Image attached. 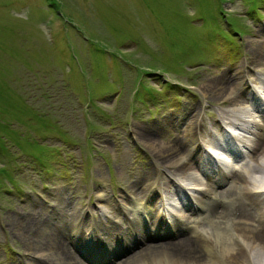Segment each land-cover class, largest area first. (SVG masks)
Wrapping results in <instances>:
<instances>
[{
    "label": "rangeland",
    "instance_id": "rangeland-1",
    "mask_svg": "<svg viewBox=\"0 0 264 264\" xmlns=\"http://www.w3.org/2000/svg\"><path fill=\"white\" fill-rule=\"evenodd\" d=\"M263 28L264 0H0V264H44L19 236L34 229L14 218L46 219V225L65 231L69 246L71 222L81 206L95 201V191L104 190L102 208L111 216L110 185L115 183L116 196L121 185L129 192L126 184L139 179L134 171L164 166L143 145L138 125L186 113L161 132L169 141L198 112L211 126L229 102H217L204 85L221 74L238 84L235 103L245 101L242 76L264 74V60L255 65L250 46L264 39ZM253 100L246 104L259 108L258 98ZM238 127L229 129L248 134ZM190 171L198 175L194 167ZM238 176L242 180L235 184L242 187L245 178L249 185L253 177L264 180L262 168ZM235 184L229 179L215 197L236 196ZM253 207L252 212L264 210ZM212 229L204 222L196 227ZM203 233L189 236L194 241ZM185 238L146 244H185Z\"/></svg>",
    "mask_w": 264,
    "mask_h": 264
},
{
    "label": "bare ground",
    "instance_id": "bare-ground-1",
    "mask_svg": "<svg viewBox=\"0 0 264 264\" xmlns=\"http://www.w3.org/2000/svg\"><path fill=\"white\" fill-rule=\"evenodd\" d=\"M250 46L253 50L252 61L255 65H259L264 60V39L257 42H250ZM260 74L262 76L261 78L256 77L253 79V83L256 84V86H253V89L250 87V93L253 97L256 96L259 99L263 97L262 104H264V74L261 72ZM240 83L241 82H239V84ZM237 88H239L238 84L236 85L231 79V75H227V73L211 77L208 83L204 85V90H207L214 94V96L218 97L217 102L228 101L229 103H226L227 108L222 112H219V118L216 119L211 126L207 127L201 120V125L206 127V137L208 136V139L205 140L204 134L201 133L200 138L202 141L198 145V149H200L201 145H207L213 152L212 158L214 157L213 159L217 161H220L219 149L229 150L230 148L235 150L233 146L235 140L239 142L237 145L238 147L240 144L246 146L242 152L243 157L240 159L244 161L243 168L238 169V163H236V165L232 166L229 174H227L230 182L232 181L234 184L241 179V177L238 176V173L240 172L246 177L247 172H250L251 170L256 171L258 168L260 171L262 168V172L264 173V165L261 166L263 162L261 163L258 161L259 159L264 161V118L259 122L254 118L253 109L251 108L250 111V105L248 106V104H246L248 101L247 99L244 98L245 101L235 103L238 100L237 98L241 97L236 92ZM199 113L200 112L195 114V120L193 119L192 125L190 126L193 117L191 116L186 124L187 129H181L179 131L180 133L176 134L177 138L175 140H166V134L168 133L161 132L164 130L167 131L169 126H173V123L176 125L177 121H180L177 119H183L186 113L181 117H177V115L172 117L165 116L162 120L157 119V123L152 124L151 126L138 125V127H136V133L139 135L143 145L156 155L154 156V160L158 165L165 166V169H161L164 170V176L162 178L155 177L158 173L155 175L154 172L147 171L146 177L152 178L154 181L158 180L157 185L159 188L161 185L166 186L168 183H173L170 182L172 180V175L176 176L183 185H190L191 182L200 181L199 177H197L194 172L190 171V169L194 167V164L187 157L191 149L197 144V140L196 142H192V146H183V142L187 144V141L189 142L191 139V132H194L195 136L198 133L196 123ZM241 114L249 118L245 119ZM218 121L225 124L227 128H217L213 126L214 124H217ZM198 126L200 127V121ZM232 126H239V129L248 134H242L240 136L229 134L227 132L228 128H231ZM157 133L158 135H156ZM162 134L165 135L162 136ZM249 135L250 137L245 139ZM179 141L180 143L178 144ZM185 148L188 150H185ZM201 154L202 152H198V155L202 156ZM125 155L127 154L125 153ZM165 172L169 176V179H166ZM161 179L164 180L161 181ZM259 180L260 179L257 177H253V181L250 183L253 187H250L249 182L245 178L244 181L246 185H243L242 187L239 183H236L235 187L243 191L250 198L260 196L264 199V187H261V189H259L260 187H257L258 183H264V180ZM150 185L151 184H148L147 180L140 179H135L131 183L128 182L126 184L127 190L132 195V197H130L132 203L129 205L131 208H134L135 211L146 212L151 209L149 207L146 209L148 201L145 196L148 191L152 190ZM103 191L104 190L95 191L97 194L95 198H97L98 201L105 196ZM204 193L208 196L211 195L212 192L205 191ZM198 202L202 203L201 199H199ZM262 203V208H264V200ZM89 206L92 210H97L95 205L89 204ZM205 206L208 210L205 214L200 215L199 219L204 222L205 225L212 226L213 229L211 232H207L206 230L203 233V237L195 238V240L199 241L198 244H196L198 246L200 245L204 251L205 258H202L198 252H196L198 246L194 245L195 240L190 241L189 238H185L184 240H187V243L185 244L175 240L170 243H158V245L145 246V248H141L139 251L133 253L121 262L118 263L113 260L112 263L219 264L223 259V262L226 264H247V262H249L248 259H250L253 264H264V256L261 254V252L264 253V231H261L264 228V215L262 214L264 213V210H261L260 212H252L250 204L243 205L242 203L237 205L234 204V206L230 208L221 201H208ZM87 214L89 215V212H87ZM14 220L16 221L14 222L15 224L28 225V231L34 229V234L33 232H26L25 234L20 232L19 236L30 245L28 248L33 250L34 254H37L44 259V264L81 263L66 243L64 237L65 231L62 229H56L53 225H46L47 220L42 219L40 216L32 218L25 217L23 219L14 218ZM95 220L97 224L102 226L100 219L96 218ZM252 231L254 232L253 234H251ZM74 232L76 233V231ZM185 232H187V230H185ZM177 236V234L174 235V237ZM231 237L239 251L235 249L234 244L231 242ZM168 239L173 240L175 238ZM146 241L147 240L142 241L141 244ZM244 258H246L245 263L242 262ZM237 261H240V263Z\"/></svg>",
    "mask_w": 264,
    "mask_h": 264
}]
</instances>
